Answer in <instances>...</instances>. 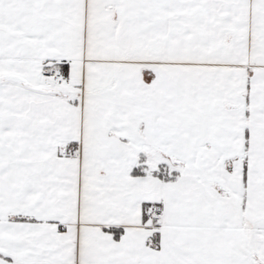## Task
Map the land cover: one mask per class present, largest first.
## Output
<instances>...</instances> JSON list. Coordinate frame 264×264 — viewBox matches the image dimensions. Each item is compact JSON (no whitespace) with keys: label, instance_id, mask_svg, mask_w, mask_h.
<instances>
[{"label":"snow or ice","instance_id":"6c2138e0","mask_svg":"<svg viewBox=\"0 0 264 264\" xmlns=\"http://www.w3.org/2000/svg\"><path fill=\"white\" fill-rule=\"evenodd\" d=\"M0 264H264V0H0Z\"/></svg>","mask_w":264,"mask_h":264}]
</instances>
